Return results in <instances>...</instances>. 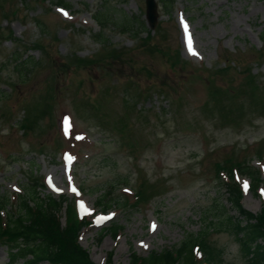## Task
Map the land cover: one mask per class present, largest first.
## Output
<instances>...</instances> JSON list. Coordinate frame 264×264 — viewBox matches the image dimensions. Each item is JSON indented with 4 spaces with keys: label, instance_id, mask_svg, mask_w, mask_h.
<instances>
[{
    "label": "rangeland",
    "instance_id": "374dc122",
    "mask_svg": "<svg viewBox=\"0 0 264 264\" xmlns=\"http://www.w3.org/2000/svg\"><path fill=\"white\" fill-rule=\"evenodd\" d=\"M58 1L0 0V199L8 196L9 211L33 186L41 198L64 197L80 219H110L80 233L91 261L107 264L111 253L110 264H131L134 253L174 249L204 230L219 204L237 216L218 165L250 164L264 193V0H174L169 12L155 0L153 29L145 0H62L68 11ZM106 6L102 32L92 18ZM125 20L132 33H120ZM145 30L156 33L146 40ZM17 48L35 61L25 78L9 61ZM105 48L121 54L112 65ZM238 176L243 208L258 214L264 194ZM108 189L124 201L95 210ZM141 189L146 201L133 208ZM60 217L65 225L64 209ZM113 224L118 236L101 239ZM207 243L224 251L223 264H246L230 232L209 229ZM0 264H9L5 246Z\"/></svg>",
    "mask_w": 264,
    "mask_h": 264
},
{
    "label": "trees",
    "instance_id": "16d2710c",
    "mask_svg": "<svg viewBox=\"0 0 264 264\" xmlns=\"http://www.w3.org/2000/svg\"><path fill=\"white\" fill-rule=\"evenodd\" d=\"M160 4L165 12H169L172 10L174 0H160ZM58 5L68 8V4L62 0L58 1ZM104 10L106 11L104 15L100 14L93 18L102 32L111 25L108 15L112 13L107 6L104 7ZM36 25L41 27V23L39 22ZM133 25L134 23L128 20L123 21L118 26L120 33H132ZM138 25L140 28L144 27L142 22H139ZM145 31L146 37L144 39L146 40L152 39L153 34L156 33V31L153 33L149 30ZM95 43L100 44L102 47L108 46V41L102 35L97 36ZM32 49L37 50L38 46H33ZM105 50L108 52L107 54L113 57L111 59L107 55V59L104 58L107 65H112L115 62L112 60L121 55L115 50L108 51L106 48ZM28 51L24 52V54H19V49L17 48L9 57V61L13 63L14 71L18 75H21V78L29 76L30 68L35 64L34 60H28V56H26ZM76 61L79 65L87 64L84 60ZM171 66L175 67V63L172 62ZM76 68L79 67L74 66V69ZM226 68L228 66L223 69ZM247 70L249 71L247 73L249 75L250 69ZM248 80V86L253 90L258 88V85L253 84L252 78ZM52 108V105L49 106V109ZM262 110L264 111L263 104ZM24 121L25 123L21 125L23 130L30 129L32 124L35 123L31 116L24 119ZM235 172L240 176L250 179L251 191L257 197V187L262 183V180L261 173L248 163H237L228 167L218 165L215 169L216 181L224 186L228 193L226 203L229 204L232 211H236L237 216L228 215V209L219 204L218 208L214 209L219 216L216 214V220H214L215 218L210 221L207 220L208 226L204 227V230L192 234L174 249H162L160 252L151 251L143 258L134 253L131 256V264H199L195 249L201 257V264H223L224 251L207 243L209 229L218 233L222 231L230 232L234 236L246 264H264V206L257 215H253L243 209L241 205V189L239 184L234 180ZM224 179L226 180L224 181ZM125 183L127 184L128 182L125 181ZM35 187H31V189L27 188L30 189L29 192L27 191L19 196L18 209L14 212L9 211L8 196L0 199V247H6L8 263L15 264L21 261V264H39L45 261L47 264H94L87 250L79 243L82 229L92 225V222L86 219L80 220L73 205L66 204L64 206L67 202L64 197L58 199L50 196L41 198L36 193ZM112 187L115 188V186ZM143 192V189L140 190L139 194L136 192L135 201L132 204L133 208H136V203L141 198L143 201H146V196L142 194ZM110 195V189L104 192L96 204V209L107 212L112 204L120 205L124 201L123 198L110 200ZM63 209L66 213L65 225H62L60 222V213ZM215 221L218 223H215ZM121 229L120 226L113 224L109 229L100 232V238H103L102 234L104 232H108V234H112L114 237L118 236ZM259 240H262L263 244L258 243ZM111 258L112 254L110 253L107 256V264H110Z\"/></svg>",
    "mask_w": 264,
    "mask_h": 264
},
{
    "label": "water",
    "instance_id": "95a60500",
    "mask_svg": "<svg viewBox=\"0 0 264 264\" xmlns=\"http://www.w3.org/2000/svg\"><path fill=\"white\" fill-rule=\"evenodd\" d=\"M145 18L148 26L153 29L158 18L155 0H145Z\"/></svg>",
    "mask_w": 264,
    "mask_h": 264
},
{
    "label": "snow or ice",
    "instance_id": "6c2138e0",
    "mask_svg": "<svg viewBox=\"0 0 264 264\" xmlns=\"http://www.w3.org/2000/svg\"><path fill=\"white\" fill-rule=\"evenodd\" d=\"M185 32L187 33V26L185 25ZM188 46H189V51L191 52V50H192V46H191V40L189 39L188 40ZM245 187H247V185L245 184ZM79 207L81 208V209H84V205H83V203H81L80 205H79ZM99 219H106L105 217H101V218H99Z\"/></svg>",
    "mask_w": 264,
    "mask_h": 264
}]
</instances>
